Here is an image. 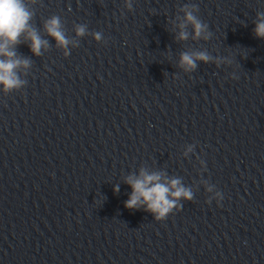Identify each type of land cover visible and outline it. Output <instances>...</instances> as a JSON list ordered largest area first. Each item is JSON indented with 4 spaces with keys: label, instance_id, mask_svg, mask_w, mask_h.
Listing matches in <instances>:
<instances>
[{
    "label": "water",
    "instance_id": "95a60500",
    "mask_svg": "<svg viewBox=\"0 0 264 264\" xmlns=\"http://www.w3.org/2000/svg\"><path fill=\"white\" fill-rule=\"evenodd\" d=\"M24 2L46 45L0 86V264H264V0ZM141 170L192 199L127 209Z\"/></svg>",
    "mask_w": 264,
    "mask_h": 264
},
{
    "label": "clouds",
    "instance_id": "9594fccd",
    "mask_svg": "<svg viewBox=\"0 0 264 264\" xmlns=\"http://www.w3.org/2000/svg\"><path fill=\"white\" fill-rule=\"evenodd\" d=\"M32 16L33 13L24 0H0V56L6 57V59H0V86H3L5 92L21 86L22 82L16 75V69L21 65L24 67L29 65L27 60L16 59L15 52L10 50L19 42V37L26 34V38L31 41V51L36 56L40 55L41 48L46 45V41H43L30 26ZM185 17L194 28V38H200L206 25L190 10L185 11ZM44 27L47 34L60 46L68 44L58 18L53 17L45 23ZM181 27L183 28L184 25ZM84 33L85 28L80 26L77 34L82 36ZM255 35L257 38H264V19L256 25ZM187 36V32L181 31L179 39L185 40ZM197 60L207 63L209 57L204 52L183 53L179 66L185 71H193L197 67ZM160 180L159 174H148L144 170H141L139 177L129 176L126 183L132 188V195L125 207L132 210L146 205L145 211L151 213L157 222H161L176 207L179 198L192 199L191 191L181 186L179 180H172L170 186L160 183ZM114 191H119L118 186Z\"/></svg>",
    "mask_w": 264,
    "mask_h": 264
}]
</instances>
